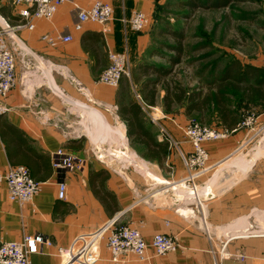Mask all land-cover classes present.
I'll use <instances>...</instances> for the list:
<instances>
[{"label":"crops","instance_id":"0c3cea01","mask_svg":"<svg viewBox=\"0 0 264 264\" xmlns=\"http://www.w3.org/2000/svg\"><path fill=\"white\" fill-rule=\"evenodd\" d=\"M72 1L80 6L89 7L95 0ZM103 1H108L113 7V15L107 24V32H102V27L94 22L85 23L81 30H75L76 10L71 2L59 5L51 21L36 20L34 29L25 28L18 32L21 43L29 51L31 63L27 65V71L32 75L29 85L32 93L26 98L22 92L19 81L24 74L25 67L18 57L16 60L18 81L8 97L0 101V105L5 107V111L0 115V173H4L5 169L12 164L24 165L31 171L33 178L41 182V189L30 202L20 205L9 201L6 185L0 181V240L13 241L25 235L39 234L49 237L54 246L64 248L69 246L81 233L93 231L113 216H117L119 223L137 227L148 243L154 234L161 232L173 234L178 240L177 250L173 253L157 256L154 250L148 247L145 262L130 255L127 258V264H213L214 261L219 260L221 246L226 238L218 236L215 231L213 234L216 236L209 238L199 226V219L196 215L193 217L180 215L175 212L177 206L170 203L161 202L153 207L145 201H136L134 198V191L137 190L134 187L136 186L126 182L123 175L113 169L115 173L108 171L109 178L105 182L106 188L115 194L118 205L117 210L112 214L109 210L107 211L103 202L94 196L89 186V168H105L101 161L93 158V154L89 153V147L83 144L84 135L81 134L80 137L76 135L81 130L78 118L82 115L83 117L88 116L87 111L95 107L86 105V109L80 108L75 102L84 98L82 92L68 77L50 70L48 64L65 66L68 72L79 80L81 86L89 91V104L94 103L102 111L107 112L106 106L111 103L116 104L115 97L118 89L117 87H106L97 82L102 70L109 64L108 51L123 52L126 50L129 59L134 63L146 56L144 52L151 40V26L140 33L133 32L125 27L120 19L142 10L151 17L153 23L157 9L166 2V0ZM5 3L10 5L9 15L12 19L5 18L10 23L16 22L17 16L11 6V0H0V5H6ZM42 34L51 36L69 34L72 40L60 41L56 46L51 47L40 39ZM84 35L85 44L83 45L82 36ZM261 66L264 67V65ZM43 78V84H38L37 79ZM163 95L164 91H160L158 87L156 103L153 106L159 103L158 99L162 102ZM132 98L141 104L145 114L149 105L143 103L137 93H132ZM44 113L50 117L49 122L43 121ZM256 114L257 120L260 121L264 117V110L259 109ZM118 119L115 123L120 126V133L127 137V148L132 145L134 150L131 152L136 155H143L147 152L145 144L136 140L139 135L134 129L129 127L128 132L126 121L120 117ZM142 119L143 128L150 132L156 142L161 141L158 138V128L152 120L146 115ZM162 124L166 126L170 135L176 136L181 151H191L177 123L174 124L170 118H167ZM243 130L244 128H240L234 131L224 141L204 144L210 154V161L222 160L219 162L222 164L228 160L231 152L236 150L235 148L247 134ZM61 147L85 160L80 169L63 171L61 174H57L52 169L51 155ZM146 159L148 162H155L149 158ZM181 163L179 160L173 163L176 175L179 177L184 174ZM122 172L125 176V171L122 170ZM214 177L215 173L212 179ZM62 179L66 182L67 192L65 198L59 200L57 199L56 182ZM242 187H235L224 196L213 197L206 204L209 215L216 224L224 225L229 216L232 214L239 216L248 202H255L252 195L258 192V184L251 182L250 196L244 193ZM238 221L239 219L237 223L235 221V224H229L232 225L231 230H228L230 228L228 225V228L225 227V231L228 233L232 231L231 233L223 232L221 235H227L225 251L242 253L246 255V258L240 261L231 256L220 259L219 264H263L264 236H236L240 234V230L234 226L238 224ZM232 228H235L234 231ZM54 246L47 248L46 253L32 254L31 264H60L61 259L55 254ZM100 251L101 258L98 264H107L109 253L106 250L105 241L101 242Z\"/></svg>","mask_w":264,"mask_h":264},{"label":"built area","instance_id":"2783aa9c","mask_svg":"<svg viewBox=\"0 0 264 264\" xmlns=\"http://www.w3.org/2000/svg\"><path fill=\"white\" fill-rule=\"evenodd\" d=\"M71 2L76 10V20L74 21V29L81 30L83 25L88 22L97 23L102 27V32H107V24L112 19L113 7L108 1L95 0L89 7L80 6L77 2L72 0H11V6L14 8L17 20L10 23L6 18L0 17V101H3L11 92V89L16 85V60L20 57L25 70L21 78L20 85L24 96L30 97L32 89H30V81L32 75L27 71V65L31 63L29 51L26 49L21 40L19 39L18 32L23 29H34L36 20L51 21L55 16L58 6ZM125 27H128L133 32L145 31L151 25V17L142 10L133 12L130 16L120 19ZM41 40H44L49 46L54 47L60 41H71L69 34H58L51 36L49 34H42ZM108 66L102 70V73L97 78V82L107 87H117L119 81L123 76H130L128 67L129 56L124 50L123 52L108 51ZM48 68L54 72L61 73L68 77L74 83L82 94L90 101V93L86 88H83L79 80L68 72L65 66H55L48 64ZM42 73V72H41ZM43 79H37L38 84H43ZM33 86V85H32ZM55 90V89H54ZM62 93V91H60ZM152 107L153 106H148ZM147 107V108H148ZM114 112V120H119L116 104H109L106 106V111ZM5 111V107L0 105V114ZM245 118L240 121L236 128H212L198 121H191L183 126L182 134L190 145V152L180 150L179 141L174 140L172 135L167 131L165 126L160 121V116L152 115L149 118L158 128V138L161 141L168 143V148L176 147L179 151L183 167H185L186 175L176 181H167L169 189L174 193L171 201L167 200L164 196L165 191L163 188H158L156 184L146 188L144 197L136 201H145L147 204L155 207L159 203H170L176 205L175 212L183 216H194L195 209H189L188 206L193 204L194 200L185 195L180 194L177 186L192 189L195 187L194 179L206 172L210 166L218 163L209 164L210 154L205 149L204 144L208 142H220L227 139L234 131L240 128H253L258 122L257 114L247 112ZM43 121L49 122L50 117L44 113L42 115ZM82 131H78L77 135L80 137ZM108 149V148H107ZM93 156L101 162L110 164L117 157H111L108 154L102 157L99 152L107 153L104 148L100 149L95 146L90 149ZM85 160L77 157L73 153L67 152L63 147L57 149L51 155V167L57 174L63 171L78 170L82 167ZM118 161L117 163H119ZM130 164H118L114 171L121 173L127 170ZM0 181H3L7 188V197L9 201L16 202L23 205L30 202V200L40 191L41 182L35 180L31 171L24 165H10L5 169L4 173H0ZM164 184V183H160ZM171 184V185H170ZM57 186V199L62 200L66 196L67 186L64 179L56 182ZM134 189V188H133ZM135 190L134 192H136ZM210 193V192H209ZM206 193V195H209ZM211 194V193H210ZM186 207V211L181 208ZM249 221L241 234H234L236 236H264V209L253 208L249 212ZM202 220L199 219V226L202 228L208 237H212L213 232H209L208 228L202 225ZM232 235V236H234ZM216 236V235H215ZM224 236L226 240L222 243L219 260L227 257H234L240 261H244L246 255L242 253H230L225 251L224 245L227 242V235ZM231 237V236H229ZM220 238V237H218ZM221 240V239H220ZM105 241L106 250L109 253V260L107 264H127V258L132 255L139 261L145 262L147 259V249L151 247L157 256L173 253L177 250L178 240L177 237L170 233H156L152 240L148 243L145 241L143 234L140 230L132 225L119 223L117 216H113L107 222L97 227L95 230L81 233L71 244L67 247L54 246L49 237L39 234L25 235L21 239L13 241L0 240V264H31L30 258L32 254L46 253L49 247H55V254L61 259L60 264H98L100 255V244ZM222 242V241H221ZM218 260V261H219ZM214 261L213 264H219ZM264 264V263H263Z\"/></svg>","mask_w":264,"mask_h":264},{"label":"rangeland","instance_id":"374dc122","mask_svg":"<svg viewBox=\"0 0 264 264\" xmlns=\"http://www.w3.org/2000/svg\"><path fill=\"white\" fill-rule=\"evenodd\" d=\"M182 1L183 0H166L160 9L157 10L156 16L153 18L154 22L150 27L151 40L144 52L146 56L140 60H136L137 62L143 60L156 65L167 66L171 64L173 57L179 56L180 62L173 64L172 72L165 79H169V81L172 80V82L179 81L186 87L194 86L197 81L201 80L199 72L203 67L208 66L210 68L214 64L224 63L231 58H236L243 64H251L254 66L255 64L264 65V0H230L229 4L219 8L209 6L193 8L191 5H184L181 3ZM5 8L6 14L0 12V17H7L11 20L12 17L9 15L10 5L6 4ZM174 31H180L181 35L180 33H173ZM177 46H180V50H177ZM128 61L130 70L133 62H131L130 59H128ZM158 86L160 91H164L162 85ZM136 93L138 94L136 89H134V94ZM157 102L159 103L153 106L154 108L148 107L146 109V117L150 119V116L157 115V117L160 116L161 122L170 118V121L174 124L177 123L176 125L179 127L181 134L183 126L191 121H198L212 128H221L216 125V121L212 116L207 115V119L203 120L196 116H187L184 113V105L180 104H174L172 110L166 113L161 99H158ZM85 103L95 107L89 110L95 111L92 118L95 120L94 127L88 116L83 117V115H80L81 117L78 118L80 122L79 127L84 135V137H82L83 144L89 147V153L92 155L90 149L95 146V149L96 147L100 149L104 148L109 154L110 151L113 150L117 158L125 156V152L116 149V142L109 143L108 139L106 140V137L104 138V136H102V130L104 129H102L103 127L100 124L104 125L102 122L103 120L109 128H120V126L115 123V113L111 111L112 109H110L109 112L102 111L96 104H89L85 96L76 104ZM237 103V105H239L238 101ZM244 104L245 103L242 102L240 107H238L241 112L240 121L245 118L244 115L247 112L256 115L259 110V108ZM88 129L91 130L92 134L93 132H99L98 136H100V138L97 139L96 142H94V136L92 138L90 137ZM243 132L247 134L241 140L238 147L235 148L236 150L234 149L235 151L231 152L232 154L229 155L230 158L220 164V167L218 164L210 166L206 172L194 179L195 187L190 189L193 190L198 187H204L211 179L213 186V191H209L211 194L209 193V195L199 197L198 202L193 201L194 203L190 204L188 207L195 209V215L198 219L202 220V225L204 227L206 226L209 232L215 231L218 235L223 234V232L221 233L220 231V227H227V225L234 223L238 219L244 218L246 220L247 218L245 222L248 223L251 209H264V169L262 170V167H264L262 166L264 165V117L262 120L258 121L253 128L244 127ZM105 134L107 135L108 133ZM172 137L174 140H177L176 136L173 135ZM110 139L111 137H109V141ZM109 146L110 148H108ZM128 149L130 151L134 150L132 145L131 147L128 146ZM167 151L171 152H168V156L163 159L160 165L155 162H148V159L137 154L138 158L142 160L144 158L146 159H144L148 165L146 172L135 169L133 165L127 167L124 178L126 182L136 186L134 187L137 188V191L134 192L135 200L148 194L145 191L146 188L156 184L158 188L167 190L164 196L167 200L171 201V197L174 193L169 189V184H165V182L166 180L176 181V178H182L186 175V170L185 167L182 166L184 174L182 177L177 176L173 163H175L176 160H179L181 163L179 151L176 147L168 148ZM116 152L118 154H116ZM251 157L252 161L248 164V160ZM118 161L120 162L117 163ZM220 161L214 162L211 160L209 164H213V162L219 163ZM101 164L108 171H112V168L116 165H125L126 163L119 158L112 161L110 164L105 162ZM232 172H234V174ZM256 172H258V174ZM214 173H216V176L221 173V176L227 177V184H225L224 187L220 188V184H218L220 175L217 179H212ZM251 182H255V185L258 184V194L255 193L252 195L255 202H248L245 210L239 216L235 214L229 216V219L224 225L220 223L216 224L211 215H209L208 207H206L210 199L220 195L224 196L231 189L242 186L244 193L250 196ZM177 190L180 194L185 195V193H182L183 191L181 189L177 188ZM242 231L243 230H240V234ZM231 232L232 231H229V233Z\"/></svg>","mask_w":264,"mask_h":264},{"label":"trees","instance_id":"16d2710c","mask_svg":"<svg viewBox=\"0 0 264 264\" xmlns=\"http://www.w3.org/2000/svg\"><path fill=\"white\" fill-rule=\"evenodd\" d=\"M229 1L183 0L181 3L191 5L193 8L205 6L219 8L229 4ZM0 12L6 14L5 5H0ZM173 33L179 34L180 31ZM82 39L84 45L85 35ZM177 48L180 50V46ZM171 61V64L167 66L143 60L134 62L130 67V76L125 75L119 81L115 97V103L118 106L117 114L126 121L128 132L129 127H132L139 135L136 140L144 143L147 148V152H144L142 156L155 161L158 165L168 156V143L156 142L150 132L143 128L142 117L145 114L141 104L132 98L134 89L143 103L153 106L156 103L158 85H162L164 88L162 102L165 112H170L174 104L184 105L185 115L196 116L202 120L207 119V115L212 116L216 125L221 128H236L241 119L238 107L242 102L245 103L244 105L248 104L250 107L264 110L263 66L243 64L240 60L231 58L224 63L214 64L210 68L203 67L199 72L201 80L194 86L186 87L179 81L172 82L165 79L172 72L173 64L180 62V57L175 56ZM108 178L107 169L89 168V186L94 196L103 202L107 211L109 210L112 214L117 210L118 205L115 194L106 188L105 182Z\"/></svg>","mask_w":264,"mask_h":264},{"label":"bare ground","instance_id":"6f19581e","mask_svg":"<svg viewBox=\"0 0 264 264\" xmlns=\"http://www.w3.org/2000/svg\"><path fill=\"white\" fill-rule=\"evenodd\" d=\"M78 101L76 100V102L75 103H77ZM80 108H82V107H84V109H86V105L87 104H77ZM90 110V109H89ZM87 111V115H88V118H89V120H91L92 121V124H93V127H94V123H95V120H93L92 118H93V115L95 114V111L93 110H91V111ZM82 111V110H81ZM86 111V110H85ZM84 114V113H83ZM103 123H104V125H102V124H100L103 128L102 129H104V130H102L103 131V134H102V136H104V138L106 137V140L108 139V142L109 143H112V142H116L115 144H116V149L117 150H120L121 152H125L126 153V155L125 156H122V157H119L123 162H125L126 164L128 163V164H130V165H133V167L135 168V169H138V170H140L141 172H146L147 171V169H148V166H147V162H145L144 160H142V159H140V158H138L137 157V155L134 153V152H131V151H129L128 150V148H127V137H125V136H123L121 133H120V131H121V129L120 128H117V129H115V128H109V126L108 125H106V123L104 122V120L102 121ZM86 128V127H85ZM88 132L90 133V137L92 138L93 136L95 137L94 138V142H96L97 141V139H99L100 138V136H98V133H95V132H93V134L91 133V130L90 129H88ZM105 133H108L107 135L105 134ZM109 137H111V139H110V141H109ZM114 140V141H113ZM99 145V144H98ZM108 148H110V146L108 147ZM103 152V151H102ZM102 152H99L100 153V155L102 156V157H104V155H106V154H108L109 156L111 155L112 157H117L116 155H115V152L113 151V150H111L110 151V154L107 152V153H102ZM116 154H118L117 152H116ZM116 160V159H115ZM248 160V159H247ZM252 161V157L248 160V164L250 163ZM247 164V165H248ZM218 166L220 167V164L218 163ZM222 170V169H221ZM233 174H234V172H232ZM148 175H150V174H148ZM219 175H220V177H219ZM234 176V175H233ZM219 177V183L218 184H220V188H222V187H224L225 186V184H227V182H226V179H227V177L225 176H221V173H219L218 174V176H216V173H215V177L214 178H218ZM234 180H235V177H234ZM156 183V182H155ZM166 183V182H165ZM208 184L206 185V186H204V187H201V188H195V189H193V190H190V189H187V188H183V187H181L180 188V186H177V188H179V189H181L183 192L182 193H185V196L184 197H189L190 199H193L195 202H198V198L199 197H204L205 195H206V193H209V191L210 192H212L213 190H212V188H213V186H212V183L211 182H207ZM170 187V186H169ZM197 200V201H196ZM186 207L187 206H185V207H183V208H181V210H186ZM246 220H247V218H246ZM244 218L243 219H239V221H238V224H236V225H234L236 228H238V229H240V230H244L245 229V227L247 226V223L245 222L246 221ZM236 223H237V221H236ZM235 224V223H234ZM231 226L232 225H228V227H230V228H228V230H231ZM234 229L235 228H232V230L234 231ZM226 229H225V227L224 228H220V231L221 232H226L225 231ZM237 230V229H236ZM227 233V232H226Z\"/></svg>","mask_w":264,"mask_h":264}]
</instances>
